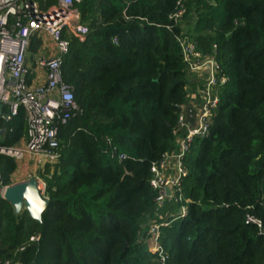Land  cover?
<instances>
[{
  "label": "trees",
  "instance_id": "trees-1",
  "mask_svg": "<svg viewBox=\"0 0 264 264\" xmlns=\"http://www.w3.org/2000/svg\"><path fill=\"white\" fill-rule=\"evenodd\" d=\"M74 6L88 34L83 42L70 38L62 77L82 112L59 127L58 162L38 171L48 200L41 223L0 197V263L158 264L141 236L168 213L155 206L150 167L176 150L172 132L188 103L179 43L186 39L228 82L217 86L221 105L209 135L185 157L188 213L160 231L166 264H264V0ZM0 130V146L21 143L23 109L10 122L0 117ZM112 148L126 158H111ZM16 169L0 158V186ZM32 236L39 240L30 244Z\"/></svg>",
  "mask_w": 264,
  "mask_h": 264
},
{
  "label": "built area",
  "instance_id": "built-area-1",
  "mask_svg": "<svg viewBox=\"0 0 264 264\" xmlns=\"http://www.w3.org/2000/svg\"><path fill=\"white\" fill-rule=\"evenodd\" d=\"M80 1L56 0L55 4L42 8L35 0H0V104L8 109L1 118L10 122L22 108L26 121L25 140L12 148L0 146V158L8 157L16 163L25 159L31 161L35 169L32 179H35L42 197L46 186L38 171L45 165L52 166L58 162L59 127L82 112L74 100L73 88L62 77L63 57L68 54L70 37L83 42L88 34V28L80 23V13L74 6ZM180 14L178 11L174 18ZM33 41H39L46 54L36 58L32 67L28 58ZM48 41L49 47L46 44ZM179 43L187 70L200 75L204 73V76L202 88L197 91L199 95L187 93L188 103L179 107L176 127L172 132L176 150L165 153L159 162L150 167L149 187L155 193L157 210L169 203L178 206L177 212L170 211L149 224L145 236H141L158 264H166L168 260L160 243L161 229L173 221L184 219L188 213L189 200L183 191V181L188 175L185 157L195 140L209 135L212 119L221 105L217 86L228 82L212 57L202 56L186 39ZM33 72L43 75L44 82L37 83V76L33 82L30 78ZM110 156L117 157L119 161L126 158L115 148H112ZM9 186L13 185L0 186V197ZM166 190H169L168 195ZM247 223L261 228V223L253 218H247ZM38 240L39 236H32L29 243ZM24 248L22 246L17 251L21 252ZM0 264L11 262L6 260Z\"/></svg>",
  "mask_w": 264,
  "mask_h": 264
},
{
  "label": "water",
  "instance_id": "water-1",
  "mask_svg": "<svg viewBox=\"0 0 264 264\" xmlns=\"http://www.w3.org/2000/svg\"><path fill=\"white\" fill-rule=\"evenodd\" d=\"M1 116L2 105L0 104ZM3 133L4 130H0V136ZM166 194H169V190H166ZM1 198L13 208L15 214L25 209L29 218L37 223H41L42 213L48 206V200L40 194L35 179L5 188Z\"/></svg>",
  "mask_w": 264,
  "mask_h": 264
},
{
  "label": "crops",
  "instance_id": "crops-1",
  "mask_svg": "<svg viewBox=\"0 0 264 264\" xmlns=\"http://www.w3.org/2000/svg\"><path fill=\"white\" fill-rule=\"evenodd\" d=\"M46 44H48L47 45L48 47L50 46L49 45L50 44L49 41ZM35 45H36V48H34V50H32V46H35ZM29 52H30V56L28 58V64H30V65H32L33 61L36 58L42 56L43 54H46L45 48L41 45V43L39 41H33V44H31V48H30ZM32 67H33V65H32ZM36 76L38 78V80H37L38 82L37 83L40 84V83L44 82V78H43L44 76L41 75V74H37L36 72H33L32 75L30 76V78L33 79V82L35 81L34 78ZM23 140H25V139H23ZM20 171H24L26 174H28L27 178H25L24 180L17 179V174ZM34 172H35V169L32 166L31 161H29L28 159H25L23 162L17 163V169H16V172L12 175L11 184L10 185H16V184H20V183H24V182L29 181L30 179L33 178ZM170 204H172V203L166 204L163 208L168 209ZM162 210H164V209H162ZM162 210H160V211L162 212ZM166 211H168V210H165V212ZM168 212H170V211H168Z\"/></svg>",
  "mask_w": 264,
  "mask_h": 264
},
{
  "label": "rangeland",
  "instance_id": "rangeland-1",
  "mask_svg": "<svg viewBox=\"0 0 264 264\" xmlns=\"http://www.w3.org/2000/svg\"><path fill=\"white\" fill-rule=\"evenodd\" d=\"M188 73H189L188 74L189 83L186 86V92L188 94H191L192 96H198L199 93L197 91H199L202 88V85H203L202 77L204 76V73H203V75H200V74L195 73V71H190V70H188ZM234 88H235V84L232 82L230 85V89L233 90ZM195 99L199 100L197 98H195ZM27 176H28V174H26L24 171H20L17 174V179L24 180L25 178H27ZM162 209H164V208H162ZM165 210L172 211L175 213L178 210V206L176 204H170L168 209H164V210H162V212H164ZM162 215H164V214H162Z\"/></svg>",
  "mask_w": 264,
  "mask_h": 264
}]
</instances>
